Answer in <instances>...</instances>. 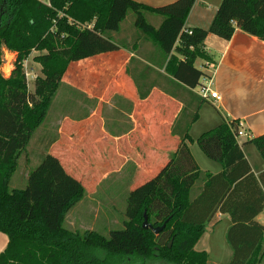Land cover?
Here are the masks:
<instances>
[{
	"label": "trees",
	"instance_id": "trees-1",
	"mask_svg": "<svg viewBox=\"0 0 264 264\" xmlns=\"http://www.w3.org/2000/svg\"><path fill=\"white\" fill-rule=\"evenodd\" d=\"M195 1L150 8L131 0H0V233L7 238L0 264H114L132 258L207 264L208 255L195 245L217 213L231 222L225 236L228 264H260L264 226L255 218L264 211V172L257 177L251 172L235 139L237 121H222L196 139L201 153L221 167L216 175L199 170L186 142H192L188 132L204 103L200 98L192 114L183 111L174 123L178 143L172 157L128 193L120 230L80 234L65 226L85 189L51 155L29 171L24 189H10L20 156L44 122L69 66L126 49L113 34L126 25L129 13L138 39L160 54L155 58L160 67L173 83L189 89L207 78L194 64L211 63L204 51L208 35L229 41L240 30L264 42V0H221L207 30L186 29ZM4 50L16 55L6 79L1 74ZM133 51L144 60L137 47ZM32 52L40 76L30 92L24 62ZM247 144L264 161V135ZM144 214L153 228L164 225L157 235L142 228ZM95 251L104 256L96 257Z\"/></svg>",
	"mask_w": 264,
	"mask_h": 264
},
{
	"label": "crops",
	"instance_id": "crops-1",
	"mask_svg": "<svg viewBox=\"0 0 264 264\" xmlns=\"http://www.w3.org/2000/svg\"><path fill=\"white\" fill-rule=\"evenodd\" d=\"M131 1L150 8H160L178 0ZM220 2L196 0L185 28L207 30ZM150 20L156 26L160 22L154 18ZM136 34L131 24L122 26L121 31L113 34V37L126 49L72 63L62 80L67 95L74 92L83 103L89 104L87 112L73 117V120H80L76 126L81 131H87L89 137L94 136L97 145L114 147L113 158L117 159L119 165L110 175L159 171L168 147L178 143L177 137L172 135L176 119L183 111L186 115L192 114L200 102L196 88L175 84L164 68L160 67L161 61H156V57L161 58L160 54L149 42L138 39ZM135 47L140 50L144 60L136 57L133 51ZM204 51L211 59L210 65L203 66L204 61L198 60L194 67L213 80L220 101L214 106L204 102L198 111V119L188 132L192 142H186L191 156L201 172L213 175L220 173L219 164L199 162L191 147L196 145L195 141L202 133L215 128L222 121H237L241 125L237 124V130L242 134L236 139L237 144L251 172L257 177L264 172V161L247 141L264 135V42L236 30L229 41L208 35L204 41ZM133 59L139 61H131ZM87 65H90V69L86 70L84 68ZM203 79H200L199 84ZM146 95V98L140 99V96ZM204 105L212 107L216 115H207ZM202 112L206 114L205 118ZM202 120L207 126L194 139L190 133ZM143 148L147 151L142 152ZM131 151L134 153L126 157L123 155ZM263 215L264 211L255 218L262 226ZM222 219H228L231 226L228 216L217 213L213 217L214 222ZM209 225L213 228L211 222ZM6 245L7 238L0 233V253Z\"/></svg>",
	"mask_w": 264,
	"mask_h": 264
},
{
	"label": "rangeland",
	"instance_id": "rangeland-1",
	"mask_svg": "<svg viewBox=\"0 0 264 264\" xmlns=\"http://www.w3.org/2000/svg\"><path fill=\"white\" fill-rule=\"evenodd\" d=\"M131 23L132 13H129L125 24ZM36 55V52H32L24 63L27 87L30 92L34 90V78L40 76V67L33 62V57ZM15 58V54L3 51L1 74L5 79L10 76L11 64ZM205 64L210 65L204 63L203 66ZM84 69H90V65ZM63 86V84L60 86L53 98L44 122L34 132L27 149L21 154L17 171L10 182V189H24L29 171L36 168L44 156L51 155L57 158L65 171L78 180L85 189L84 198L67 214L65 226L70 231H77L80 234L85 231H94L108 235L111 230L123 228L125 199L128 193L153 178L158 170L152 173L139 172L135 175H126L127 173L110 175L119 165L117 159L113 158L114 147L105 144L97 145L93 140L94 136L89 137L87 131H81L76 126L80 120H73V117L87 112L89 104L83 103L74 92H71L70 96L67 95ZM204 109L207 115H216L212 107L204 105ZM206 114L203 113L204 118ZM204 126H207L204 120L194 126L190 133L191 137L197 138ZM176 143L166 150V158L162 157L163 165L172 157ZM142 150V152L147 151L146 148ZM191 151L199 162L216 165L206 159L195 144L191 147ZM133 153V151L125 152L123 155L126 157ZM261 220L264 221V215ZM211 224L213 228L209 224L206 226L205 233L195 245V250L204 251L208 255L207 264H228L231 258V249L225 238L229 227L228 219H222L219 222H214L212 219ZM93 253L99 258L104 256L100 251ZM114 264L164 263L154 259L141 262L132 258L116 260ZM260 264H264V258Z\"/></svg>",
	"mask_w": 264,
	"mask_h": 264
},
{
	"label": "built area",
	"instance_id": "built-area-1",
	"mask_svg": "<svg viewBox=\"0 0 264 264\" xmlns=\"http://www.w3.org/2000/svg\"><path fill=\"white\" fill-rule=\"evenodd\" d=\"M42 2H45L47 0H40ZM185 33L190 34V30H185ZM25 63V62H24ZM206 65V64H205ZM207 66V65H206ZM11 70H12V64H11ZM11 73V71H10ZM27 79V74H25ZM196 95L204 102L210 103L213 106L220 101V97L217 94V92L214 90V82L211 78H205L200 83V85L196 88ZM238 126H241L240 123H238ZM241 132L238 130L235 134V139H237L239 136H241Z\"/></svg>",
	"mask_w": 264,
	"mask_h": 264
},
{
	"label": "water",
	"instance_id": "water-1",
	"mask_svg": "<svg viewBox=\"0 0 264 264\" xmlns=\"http://www.w3.org/2000/svg\"><path fill=\"white\" fill-rule=\"evenodd\" d=\"M142 228L144 230L146 229H149L153 232L154 235H157L163 228H164V225L160 228H153L149 223H148V220H147V217L146 215L144 214L143 215V223H142Z\"/></svg>",
	"mask_w": 264,
	"mask_h": 264
}]
</instances>
